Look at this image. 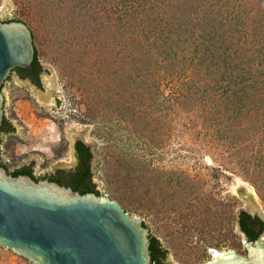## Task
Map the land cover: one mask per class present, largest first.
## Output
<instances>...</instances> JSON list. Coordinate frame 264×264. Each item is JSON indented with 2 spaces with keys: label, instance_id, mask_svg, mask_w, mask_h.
<instances>
[{
  "label": "rangeland",
  "instance_id": "obj_1",
  "mask_svg": "<svg viewBox=\"0 0 264 264\" xmlns=\"http://www.w3.org/2000/svg\"><path fill=\"white\" fill-rule=\"evenodd\" d=\"M14 18L42 72L1 87L8 170L68 180L82 141L99 196L147 225L165 264L247 256L239 214L264 220V0H0ZM0 264L33 262L0 246Z\"/></svg>",
  "mask_w": 264,
  "mask_h": 264
},
{
  "label": "water",
  "instance_id": "obj_2",
  "mask_svg": "<svg viewBox=\"0 0 264 264\" xmlns=\"http://www.w3.org/2000/svg\"><path fill=\"white\" fill-rule=\"evenodd\" d=\"M35 47L29 26L0 20L1 87L15 67L27 68ZM0 246L33 264H153L150 236L117 201L56 181L13 176L0 167ZM204 264H264V248L247 242V256L225 252Z\"/></svg>",
  "mask_w": 264,
  "mask_h": 264
},
{
  "label": "trees",
  "instance_id": "obj_3",
  "mask_svg": "<svg viewBox=\"0 0 264 264\" xmlns=\"http://www.w3.org/2000/svg\"><path fill=\"white\" fill-rule=\"evenodd\" d=\"M178 7H180V5H178ZM12 20L23 21L22 18L8 19L5 21L10 22ZM261 38L257 40L260 41ZM246 64L247 62L242 61V60H240L236 64H233L232 62L230 63V69L231 67L236 68V66H238L239 70H242L245 72V69L247 67ZM14 70L17 72V74L21 78L23 79L28 78L33 83L40 86V74L42 72V66L38 59L37 49L35 48L34 59L30 67H27V68L15 67L13 71ZM242 74L243 73L241 72V78L245 77ZM250 74H251V70H250ZM232 76H233V73H232ZM11 131H14L13 125L5 116H3L2 125L0 127V145H1V133H8ZM76 149H77V154H78V163H77L76 168L73 171H71L69 175L66 174L68 175L67 177L68 180H66L61 175L48 176V179L50 181H56L62 185L71 187L73 190H76L80 192L81 194L95 193L99 195V191L96 189V186L92 182V178H91L90 160L92 158V152L89 146H87L82 141H78L76 143ZM0 167H4L7 170V172L13 176L28 175L35 180H39V178L34 176L31 166H22L10 172L7 168V165L0 160ZM59 173H64V172L59 170L58 174ZM239 225H240L241 230L245 233L248 241H256L261 236V234L264 232V220L260 218L258 215H252L244 210L241 211L239 214ZM144 226H147V225H145L144 223ZM150 241L151 243H150L149 249L151 251L152 263L153 264H165L164 259L166 256L165 255L166 251L162 248L159 241L154 236L150 235Z\"/></svg>",
  "mask_w": 264,
  "mask_h": 264
},
{
  "label": "bare ground",
  "instance_id": "obj_4",
  "mask_svg": "<svg viewBox=\"0 0 264 264\" xmlns=\"http://www.w3.org/2000/svg\"><path fill=\"white\" fill-rule=\"evenodd\" d=\"M221 254H223V253L218 251V250H213V256L214 257L220 256Z\"/></svg>",
  "mask_w": 264,
  "mask_h": 264
},
{
  "label": "flooded vegetation",
  "instance_id": "obj_5",
  "mask_svg": "<svg viewBox=\"0 0 264 264\" xmlns=\"http://www.w3.org/2000/svg\"><path fill=\"white\" fill-rule=\"evenodd\" d=\"M24 79H28V78H24ZM150 243H151V241H150Z\"/></svg>",
  "mask_w": 264,
  "mask_h": 264
},
{
  "label": "clouds",
  "instance_id": "obj_6",
  "mask_svg": "<svg viewBox=\"0 0 264 264\" xmlns=\"http://www.w3.org/2000/svg\"><path fill=\"white\" fill-rule=\"evenodd\" d=\"M150 236V235H149Z\"/></svg>",
  "mask_w": 264,
  "mask_h": 264
}]
</instances>
